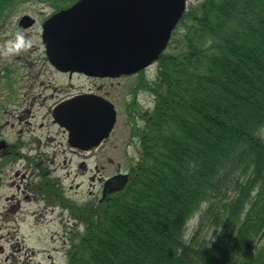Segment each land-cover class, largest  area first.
<instances>
[{
	"label": "trees",
	"instance_id": "obj_1",
	"mask_svg": "<svg viewBox=\"0 0 264 264\" xmlns=\"http://www.w3.org/2000/svg\"><path fill=\"white\" fill-rule=\"evenodd\" d=\"M22 1L0 0V21ZM28 1L55 13L77 0ZM193 11L147 86L129 183L79 207L68 264H264V0Z\"/></svg>",
	"mask_w": 264,
	"mask_h": 264
},
{
	"label": "rangeland",
	"instance_id": "obj_2",
	"mask_svg": "<svg viewBox=\"0 0 264 264\" xmlns=\"http://www.w3.org/2000/svg\"><path fill=\"white\" fill-rule=\"evenodd\" d=\"M205 1L186 0L187 12L198 10ZM53 10L47 4L24 0L6 14V19L0 21V47L7 40L14 38L17 32L23 33L25 39L31 41L28 49L22 50L11 58H6L5 61H12L14 66L23 65L26 67L25 72L30 73V76L40 72L38 80L32 82L33 79L26 76L23 70L24 77L18 84L19 93L21 96L35 97L38 102L36 101L37 105L31 108L29 117L16 127L5 126L2 129V138L4 140L8 138L15 143L19 139L17 135L19 129L20 139L27 144L31 142L33 148L38 145L36 139L40 138L50 154L44 169L46 165L49 166V178L52 182L44 190V196L50 201L45 199L42 201L38 198L39 201L21 204L22 219L0 221L2 227L0 229V264H68L70 238L80 234L84 229L81 217L76 215L79 211L78 207H84L100 199L104 180L117 173L131 174L132 164L139 159L140 146L136 133L144 122L143 115L133 112V104L141 107L143 113L150 112L156 103L155 91H149L143 87L147 85V80L151 82L155 79L158 64L150 67L146 73L141 72L134 77H122L117 80H95L76 75L70 78L68 74L58 72L51 65L42 66L43 55H45L42 24L53 14ZM26 15L35 20L34 25L27 29L19 26ZM29 51L34 52L35 55L29 54ZM5 64L10 65L6 62ZM10 66L7 67L12 68ZM15 78L19 79L16 74ZM99 87L103 88L100 92H98ZM88 88H92L98 95L108 97L118 112V121L111 136L96 151L97 155L87 157L84 153L80 160L78 155L68 151L67 138L60 127L54 124L48 109L56 100L76 94L80 90L87 91ZM49 95L51 96L47 101L49 105H45L46 96ZM37 97L41 98L37 99ZM41 103L43 106L40 105ZM12 118L7 115L2 119V124L5 119L10 121ZM14 118L16 119L17 116ZM80 162L86 163L82 169L78 166ZM19 163L18 169L25 171L27 163L23 160ZM13 174L14 171L8 172L3 183L9 184ZM53 182L58 185L64 196L59 193ZM17 190L15 185L13 187L8 185L6 188L3 187L0 196H7L5 201L8 202L7 198L19 195ZM62 196L65 197V201L70 200L73 203L69 208L66 202L65 212L59 205V199ZM42 208L47 211L44 216L41 215ZM198 215L199 213L192 218L189 230L195 227ZM216 232L217 226L213 221L207 228L206 234L212 237Z\"/></svg>",
	"mask_w": 264,
	"mask_h": 264
},
{
	"label": "water",
	"instance_id": "obj_3",
	"mask_svg": "<svg viewBox=\"0 0 264 264\" xmlns=\"http://www.w3.org/2000/svg\"><path fill=\"white\" fill-rule=\"evenodd\" d=\"M185 5L186 0H79L44 22L46 53L60 71L112 77L137 72L167 47ZM34 22L26 15L20 24ZM87 99L77 97L54 110L56 120L69 129L70 142L83 149L98 145L115 123L110 104ZM127 182V174L109 178L104 195L121 191Z\"/></svg>",
	"mask_w": 264,
	"mask_h": 264
},
{
	"label": "flooded vegetation",
	"instance_id": "obj_4",
	"mask_svg": "<svg viewBox=\"0 0 264 264\" xmlns=\"http://www.w3.org/2000/svg\"><path fill=\"white\" fill-rule=\"evenodd\" d=\"M28 53L35 55V53L32 51H29ZM43 57L44 60L41 65L49 67L50 62L48 61L47 56L43 55ZM5 59L6 58H4L3 56H0V63H2L0 64V193H2L3 187L6 188L8 185L13 187L15 185V187H17L18 189L17 191L19 192V195H15V197L13 198H7L8 202L5 201L7 196H0V221H5L9 219H22L23 216H21V214L23 213V210H21V204H26L27 202L35 200L39 201L40 199L42 201L44 199L50 201L44 196V190L46 186L52 183L49 178V166L46 165V169H44L45 163L50 159V154L46 151V146L42 144V140L40 138L36 139L38 145L35 148H33V144L31 142L27 144V142H24L22 139H20L19 129L17 131L19 139L15 143L11 142L8 138H6L7 141L2 138V129L5 126H12V128L16 127V125L20 124L24 119H26V117H29L32 112L31 108H34L38 102L35 97L32 98L27 95L21 96V94L19 93L20 86H18V84L20 80L24 77L23 70L25 72L26 67H23V65L14 66L12 61H5ZM5 62L9 63L12 68H8L7 66L10 65L5 64ZM25 73V75L28 76L30 79H33L32 82H34V80H38V75L40 72H36L35 76H30V73L28 72ZM15 74L17 75V77H19V79L15 78ZM68 75L70 78L75 75L79 77H85L81 74ZM88 79L97 80L98 78ZM98 89L97 91L100 92V90H102L103 88L99 87ZM86 93L97 94L93 91L92 88H88L87 91L80 90L76 94L68 95L63 99H58L54 102L52 106H49V114L52 115L54 108L60 105L61 103L65 102L66 100L72 99L76 96H81ZM50 97V95L46 96L45 105H49L47 101L50 99ZM40 98L41 97H37V99ZM40 105L43 106L42 103ZM49 114H47V116ZM7 115H10L13 118L10 121L8 119H5L4 124H2V119ZM16 116L17 118L15 119L14 117ZM60 129L67 138V132L63 128ZM8 141L11 143H9ZM26 146H28V148H26ZM98 149L99 148H92L91 150L86 151L85 153L87 157H92L97 155L96 151ZM68 151L73 155H78L80 160L82 158V155L84 154V151H82L81 149L72 147L70 145ZM22 160L27 163V165L25 166V171H21L20 169H18V165L20 164L19 162ZM85 164V162H80L78 163V166L80 169H82ZM10 171H14V174L10 177L11 180L9 184L7 182L3 183L4 180H6L8 172ZM38 179L44 181L40 182ZM53 184L56 186L59 193L62 194V191L60 190L58 185L55 182H53ZM63 196L59 199V205L62 206V209L65 212L66 206L68 205L70 207L72 205V202H69L66 205L65 197L63 198ZM46 212L47 211L42 208L41 215L44 216ZM1 228L2 227L0 226V229Z\"/></svg>",
	"mask_w": 264,
	"mask_h": 264
},
{
	"label": "clouds",
	"instance_id": "obj_5",
	"mask_svg": "<svg viewBox=\"0 0 264 264\" xmlns=\"http://www.w3.org/2000/svg\"><path fill=\"white\" fill-rule=\"evenodd\" d=\"M31 45L30 40H26L23 33L17 32L14 38L7 40L2 47H0V56L11 58L18 55L22 50L28 49ZM258 135L264 137V128L260 129ZM205 204H201V208H205ZM185 241L187 237H184Z\"/></svg>",
	"mask_w": 264,
	"mask_h": 264
}]
</instances>
